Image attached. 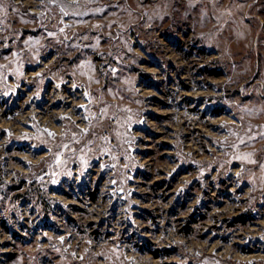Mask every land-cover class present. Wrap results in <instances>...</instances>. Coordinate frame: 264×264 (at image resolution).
Segmentation results:
<instances>
[{
	"label": "rangeland",
	"instance_id": "rangeland-1",
	"mask_svg": "<svg viewBox=\"0 0 264 264\" xmlns=\"http://www.w3.org/2000/svg\"><path fill=\"white\" fill-rule=\"evenodd\" d=\"M0 5V264H264V0Z\"/></svg>",
	"mask_w": 264,
	"mask_h": 264
},
{
	"label": "bare ground",
	"instance_id": "bare-ground-1",
	"mask_svg": "<svg viewBox=\"0 0 264 264\" xmlns=\"http://www.w3.org/2000/svg\"><path fill=\"white\" fill-rule=\"evenodd\" d=\"M31 12H36L34 9H33V11L31 10ZM71 103V102H70Z\"/></svg>",
	"mask_w": 264,
	"mask_h": 264
},
{
	"label": "snow or ice",
	"instance_id": "snow-or-ice-1",
	"mask_svg": "<svg viewBox=\"0 0 264 264\" xmlns=\"http://www.w3.org/2000/svg\"><path fill=\"white\" fill-rule=\"evenodd\" d=\"M3 7V5H0V8H2Z\"/></svg>",
	"mask_w": 264,
	"mask_h": 264
}]
</instances>
